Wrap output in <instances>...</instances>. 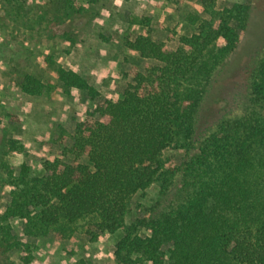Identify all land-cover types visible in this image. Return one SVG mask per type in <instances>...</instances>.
<instances>
[{"label":"trees","instance_id":"1","mask_svg":"<svg viewBox=\"0 0 264 264\" xmlns=\"http://www.w3.org/2000/svg\"><path fill=\"white\" fill-rule=\"evenodd\" d=\"M254 1L217 10L213 0H200L202 16L188 17L191 32L176 48L153 41L149 20L139 21L142 34L125 48L155 64L133 69L121 97L99 100L73 133L59 128V155L42 161L39 174L26 164L12 169L6 157L23 145L8 128L1 133L0 260L14 264L9 254L17 252L29 264L19 235L56 242L79 232L90 242L116 235L113 264H264V49L247 71L237 112L197 132L206 95L237 52ZM58 11L87 13L67 1ZM0 13L17 25L29 19L38 33L51 24L44 13L28 18L23 0H0ZM47 58L65 92L95 100L85 77ZM19 88L36 96L45 86L24 74ZM168 149L181 158L165 157ZM151 186L155 195L133 213L134 197ZM10 220L21 222L19 235Z\"/></svg>","mask_w":264,"mask_h":264},{"label":"rangeland","instance_id":"2","mask_svg":"<svg viewBox=\"0 0 264 264\" xmlns=\"http://www.w3.org/2000/svg\"><path fill=\"white\" fill-rule=\"evenodd\" d=\"M65 1L75 7L79 3L87 13L63 15L58 7L63 8ZM199 1L23 0L28 18L34 20L44 13L51 19L49 28L39 33L36 24L35 30L29 29V19L17 25L0 13V136L8 128V135L23 145L21 153L6 157L12 169L17 171L21 164H26L33 174H39L42 161L59 155V128L67 134L73 133L75 124L92 112L99 100L121 97L132 80L133 69L155 64L154 60L140 59L125 48L126 41L142 34L139 21L149 20L153 41L176 48L179 38L191 32L188 17L202 16ZM247 1L213 0V5L217 10H224ZM56 15L58 19H54ZM263 49L264 0H255L237 52L217 73L206 95L199 113L198 133L225 114L237 112L246 95L247 71ZM47 57L55 65L85 77L98 94L95 100L74 89L65 92L47 64ZM24 74L41 81L45 86L42 94L24 96L19 88ZM164 156L178 161L181 153L168 149ZM9 189L4 188V193ZM156 190V186H151L144 194L135 196L132 212L138 211L136 206L148 204ZM20 223L19 220L9 222L18 235ZM19 239L28 246L25 255L30 258L29 264H76L80 259L90 264H113L116 235L100 234L95 242L79 232L56 242L53 236L26 239L19 235ZM9 255L12 263L22 264L19 253ZM0 264L6 261L0 260Z\"/></svg>","mask_w":264,"mask_h":264},{"label":"crops","instance_id":"3","mask_svg":"<svg viewBox=\"0 0 264 264\" xmlns=\"http://www.w3.org/2000/svg\"><path fill=\"white\" fill-rule=\"evenodd\" d=\"M25 97H29L30 95H24Z\"/></svg>","mask_w":264,"mask_h":264}]
</instances>
